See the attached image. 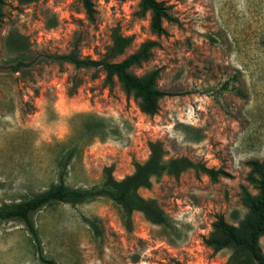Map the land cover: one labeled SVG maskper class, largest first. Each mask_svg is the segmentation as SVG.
<instances>
[{
	"label": "rangeland",
	"instance_id": "obj_1",
	"mask_svg": "<svg viewBox=\"0 0 264 264\" xmlns=\"http://www.w3.org/2000/svg\"><path fill=\"white\" fill-rule=\"evenodd\" d=\"M173 22L164 34L149 31V15L138 0H92L89 22L78 0H4L0 24V210L31 198L56 182V164L66 162L64 183L73 189L98 187L103 169L115 180L133 172L158 141L164 160L187 158L217 170L214 181L193 170L161 175L137 193L154 199L167 216L164 225L133 212L126 228L118 208L104 197L53 204L31 214L44 258L56 264H228L230 251H213L203 238L216 217L238 226L247 162L264 161V0H157ZM54 23V24H53ZM53 24V25H51ZM117 29L132 38L116 58L154 40L151 57L129 71H156L164 94L157 111L142 114L119 84H104L100 69H74L49 55L67 53L100 59ZM21 36L24 66L12 71L17 54L6 37ZM17 34V35H15ZM78 114L102 118L104 135L89 138ZM93 222L96 232L86 223ZM264 257V234L258 239ZM0 264H42L17 220H0Z\"/></svg>",
	"mask_w": 264,
	"mask_h": 264
},
{
	"label": "trees",
	"instance_id": "obj_2",
	"mask_svg": "<svg viewBox=\"0 0 264 264\" xmlns=\"http://www.w3.org/2000/svg\"><path fill=\"white\" fill-rule=\"evenodd\" d=\"M37 0H16L19 5H28ZM82 7L85 18L93 22L95 10L92 0H78ZM4 0H0V24L3 18ZM138 9L142 14L149 15V31L155 37L162 36L165 32L162 26L164 22H173L174 18L167 12L162 2L157 0H138ZM54 24V23H53ZM51 24V25H53ZM17 35V34H15ZM132 38L122 36L117 29L110 34V44L106 47L102 57L97 60L80 57L76 46L60 55H49L48 59L56 63H66L74 69H100L103 73L104 84L109 86L116 80L125 96H131L135 101L138 110L151 116L157 111V102L164 96L155 87L156 71H151L141 77L130 73L131 66H138L147 61L152 54L153 48L157 46L154 40L141 42L136 50L121 60V56L130 46ZM7 47L17 54L16 61L12 67L17 72L24 66L23 54L25 52L24 41L21 36L6 37ZM86 120H93L95 125L85 124L82 131L89 138H101L104 135V123L102 118L90 114H78ZM148 156L142 163H134L133 172L120 180H115L111 175V167L103 169L102 182L98 187L89 189H73L64 183L66 162L73 157V151L67 154L64 161L56 164V182L50 184L45 190L33 195L29 199L17 202L0 210V220H17L28 232L33 247L37 253L38 260L42 264H56L55 261L46 259L42 255L39 238L32 225L30 216L41 208L53 204H80L96 197H104L111 201L119 210L120 217L126 228L130 227V216L133 212H139L143 218L154 225H164L167 216L158 206L154 199L142 198L138 189L150 187L151 179H158L161 175L177 177L186 170H193L195 173H202L212 181L219 174L217 170L207 169L203 165L193 163L187 158L164 160V151L158 141L148 142ZM249 168L247 181L251 183L256 194L250 195L244 188L242 190L241 204L247 209L244 219L238 226L227 224L221 216L216 217L211 224V230L203 243L213 251L228 249L230 255L228 264H264V257L258 246V239L264 234V161L251 160L247 162ZM96 232L93 222H86ZM172 264H182L173 261Z\"/></svg>",
	"mask_w": 264,
	"mask_h": 264
}]
</instances>
